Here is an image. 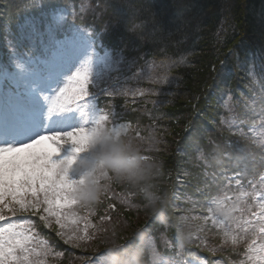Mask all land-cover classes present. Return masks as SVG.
Here are the masks:
<instances>
[{"label":"trees","instance_id":"trees-1","mask_svg":"<svg viewBox=\"0 0 264 264\" xmlns=\"http://www.w3.org/2000/svg\"><path fill=\"white\" fill-rule=\"evenodd\" d=\"M127 2L68 0L69 20L75 12L80 24L83 13V22L94 23L98 31L105 22L118 21L123 43L109 36L104 40L122 47L124 59L103 70L99 87L114 88L116 95H99V108L110 117L115 113L119 123L130 124L125 134L141 145L145 155L160 161L158 184L169 193V202L164 220L140 208L126 210L121 201L134 190L113 183L116 198H106L91 209L89 219L105 228L115 225L114 238L121 246H134L136 234L142 232L148 264L153 251L157 264L186 259L189 252L197 254L202 264H249L242 244L219 250L216 229L211 221L205 224V196L211 200L217 185L228 183L224 177L238 174L240 184L233 182L231 190L248 194L230 205L239 219L255 206L253 189L264 190V0H134L139 9L134 15L125 7ZM23 5L24 0H0V23L17 19ZM250 68L255 79L248 74ZM224 100L230 110L221 107ZM222 117L234 126L222 124ZM184 171L190 175L179 183L177 174ZM204 171L218 175L208 181L211 190L201 193L196 188L202 187L197 181ZM133 202L143 203L137 194ZM108 204L115 206L111 223L101 222ZM73 210L79 216L87 214L78 207ZM30 220L36 242L48 249L46 264H85L104 251L103 236L76 248L57 235L61 230L55 222L47 227L38 216ZM68 220L66 228L79 227L83 234V220L78 226L71 223L72 217ZM107 238H113L111 231ZM177 252L182 255L176 256Z\"/></svg>","mask_w":264,"mask_h":264},{"label":"snow or ice","instance_id":"snow-or-ice-1","mask_svg":"<svg viewBox=\"0 0 264 264\" xmlns=\"http://www.w3.org/2000/svg\"><path fill=\"white\" fill-rule=\"evenodd\" d=\"M102 7L106 10L108 5ZM125 7L131 15L139 10L134 0H128ZM68 9V0H24L17 19L0 23V264H46L48 249L35 240L37 234L30 220L34 216L47 227H52L54 219L61 229L57 235L76 248L81 247V242L108 237L109 231L115 235V225L105 228L102 223H91V209L81 208L72 195L78 177L69 173L79 155L87 151L90 137L98 127H109L111 123L109 128L116 135L125 134L131 127L119 123L115 113L111 117L104 114L98 103L99 95H116L114 88L99 87L103 70L124 59L123 48L110 46L104 37L109 36L118 44L124 38L116 29L118 21L105 22L98 31L94 23L83 22V13L80 24L75 22V12L70 21ZM248 74L255 79L254 69L250 68ZM221 107L230 110L229 101L224 100ZM221 123L234 126L223 117ZM64 144L71 146L68 155H60L58 146ZM224 155L228 156L226 150ZM188 175L187 171L178 172L177 181L183 183L182 178ZM217 175L204 171L197 181L202 187L196 190L210 191L208 181L215 180ZM237 175L224 177L228 183L218 184L211 200L205 196L208 201L205 224L211 221L216 229L219 250L223 251L228 244L234 248L242 244L249 264H264V190L253 189L254 208L248 209L246 218L237 219L230 205L238 204L241 197L248 195L231 190L233 182L240 184ZM261 183L264 184V177ZM111 185L101 202L116 198ZM134 196L135 193L129 192L121 206L126 210L138 209ZM217 206L231 208V214H219ZM74 207L87 214L79 216ZM114 207L108 204L104 215L99 217L101 222L111 223ZM68 217L77 226L83 220V234L79 227H71V234L63 231ZM143 248L146 257L144 244ZM101 256L102 252L97 253L85 264H101ZM153 262L157 264L155 251ZM169 264H202V261L189 252L186 259L173 258Z\"/></svg>","mask_w":264,"mask_h":264},{"label":"clouds","instance_id":"clouds-1","mask_svg":"<svg viewBox=\"0 0 264 264\" xmlns=\"http://www.w3.org/2000/svg\"><path fill=\"white\" fill-rule=\"evenodd\" d=\"M76 175L78 183L72 195L81 208H95L108 187L117 183L127 185L140 196L143 203L138 206L145 214L165 219L169 193L158 184L162 165L157 158L145 155L141 145L127 134L116 135L109 127H98L90 137L86 155L76 164ZM216 210L221 215H230L232 211L220 206ZM114 237L101 241V264H148L142 232L136 234V243L131 247L121 246Z\"/></svg>","mask_w":264,"mask_h":264},{"label":"rangeland","instance_id":"rangeland-1","mask_svg":"<svg viewBox=\"0 0 264 264\" xmlns=\"http://www.w3.org/2000/svg\"><path fill=\"white\" fill-rule=\"evenodd\" d=\"M120 123H122V124H126V123H123V122H120ZM74 124H78V121H74ZM109 127H111V125L109 126ZM41 134H44V133H41ZM59 148H60V155H68L69 154V149H70V145L69 144H64V145H59L58 146ZM86 155V151L85 152H83V153H81L80 155H79V157H78V159H77V161H76V163L74 164V166H73V169L70 171V176H72L73 178H75L77 175H76V164H77V162L79 161V159H81L83 156H85ZM52 222H55V220L53 219V221ZM67 224H70L69 223V220H68V223ZM67 224L65 225V228L63 229V231H65V232H67L68 231V228H70V227H68V228H66L67 227ZM58 227H59V229H60V226L58 225ZM61 230V229H60Z\"/></svg>","mask_w":264,"mask_h":264}]
</instances>
